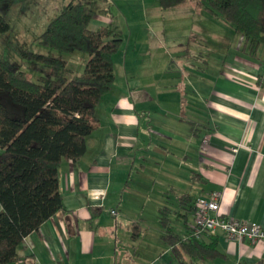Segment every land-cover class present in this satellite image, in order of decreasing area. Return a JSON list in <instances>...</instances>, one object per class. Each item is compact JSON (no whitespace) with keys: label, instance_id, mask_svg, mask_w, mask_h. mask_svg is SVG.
Listing matches in <instances>:
<instances>
[{"label":"crops","instance_id":"obj_1","mask_svg":"<svg viewBox=\"0 0 264 264\" xmlns=\"http://www.w3.org/2000/svg\"><path fill=\"white\" fill-rule=\"evenodd\" d=\"M178 8L222 20L193 3ZM227 30L215 42L204 27L190 40L161 35L149 58L130 41L114 56L116 82L86 155L59 169L64 209L24 240L13 264H180L160 210L174 198L184 214V195L196 202L220 191L221 216L264 229V45L249 56L243 35ZM174 221L184 235V218ZM210 236L222 256L184 264H264V241Z\"/></svg>","mask_w":264,"mask_h":264},{"label":"trees","instance_id":"obj_2","mask_svg":"<svg viewBox=\"0 0 264 264\" xmlns=\"http://www.w3.org/2000/svg\"><path fill=\"white\" fill-rule=\"evenodd\" d=\"M17 0H0V4ZM98 0H72L50 21L37 41L62 55H88L84 72L75 77L67 61L34 53L25 46L22 57L41 71L38 82L0 55V264L18 262L24 240L64 209L59 169L64 161L77 163L98 130V106L116 82L114 56L123 36L111 27L90 28ZM107 0H99L98 2ZM194 3L243 35L244 53L256 56L264 45V0H159L162 10ZM12 30L0 13V36ZM195 200L179 198L184 214L160 210L163 240L180 264L222 256L218 240L196 239L187 221ZM174 217L184 218L186 233L175 231ZM205 236V237H206Z\"/></svg>","mask_w":264,"mask_h":264},{"label":"rangeland","instance_id":"obj_3","mask_svg":"<svg viewBox=\"0 0 264 264\" xmlns=\"http://www.w3.org/2000/svg\"><path fill=\"white\" fill-rule=\"evenodd\" d=\"M98 1L93 7L95 16L90 28L96 30L101 26H107L120 33L124 39L120 48L122 56L130 46L128 43L135 41L138 52L144 56L147 55L144 58H149V46L160 39L161 35L169 40L172 36L178 39L186 37V40H190L194 38V36L191 38L194 33L198 35L199 27H204L214 42V39L229 38V30H227L230 29L229 24L212 18L206 13L189 15L188 8L162 10L159 0ZM71 2L72 0H17L14 3L0 4V13L7 16L12 27L11 31L0 36V55L17 70L25 72L33 82H38L41 71L36 69L33 62L22 57L25 46H28L29 50L34 53L67 61L74 73L72 78L81 75L88 61V55L82 52L62 55L37 41L46 31L50 21ZM193 29L195 32L192 31ZM238 35L241 34L238 33ZM167 205L174 210L178 208V203L174 198L169 200ZM146 210L150 220H148V225L152 227H148L149 235H152L154 231L152 230L154 228L151 220L152 211L149 207Z\"/></svg>","mask_w":264,"mask_h":264},{"label":"built area","instance_id":"obj_4","mask_svg":"<svg viewBox=\"0 0 264 264\" xmlns=\"http://www.w3.org/2000/svg\"><path fill=\"white\" fill-rule=\"evenodd\" d=\"M239 148L232 149L237 153ZM222 192H212L197 198L196 211L191 224V231L196 239H202L207 234L222 233L230 241H248L256 243L264 241V229L254 223H245L236 219L221 216L220 207ZM114 216L115 212L112 213Z\"/></svg>","mask_w":264,"mask_h":264}]
</instances>
